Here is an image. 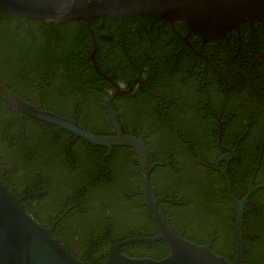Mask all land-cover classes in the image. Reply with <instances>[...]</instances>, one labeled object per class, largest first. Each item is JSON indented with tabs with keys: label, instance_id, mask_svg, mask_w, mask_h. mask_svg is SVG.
Returning <instances> with one entry per match:
<instances>
[{
	"label": "trees",
	"instance_id": "trees-1",
	"mask_svg": "<svg viewBox=\"0 0 264 264\" xmlns=\"http://www.w3.org/2000/svg\"><path fill=\"white\" fill-rule=\"evenodd\" d=\"M175 25L208 60L166 20L140 15L97 18L96 59L123 88L138 77L146 82L116 95L112 109L122 131L141 137L150 161L162 163L151 172L162 215L177 233L233 260L236 203L219 167L228 165L239 199L251 183L264 184V22H243L241 38L232 29L207 40L185 21ZM92 49L83 19L0 12V83L93 134L115 135L106 109L115 87L95 70ZM20 114L0 98V162L13 168L0 166V178L17 196L27 195V211L44 226L69 208L53 235L76 258L100 264L117 242L158 233L133 147L116 145L106 156L107 146ZM227 147L236 148L229 163L220 160ZM243 229L246 264H264V187L250 195ZM122 251L161 259L169 247L164 240L134 242Z\"/></svg>",
	"mask_w": 264,
	"mask_h": 264
},
{
	"label": "water",
	"instance_id": "water-1",
	"mask_svg": "<svg viewBox=\"0 0 264 264\" xmlns=\"http://www.w3.org/2000/svg\"><path fill=\"white\" fill-rule=\"evenodd\" d=\"M0 12L28 19L63 21L83 19L90 31L93 49L90 58L95 70L109 80L115 90L110 94L106 109L116 129L115 135L101 136L83 128L77 120L69 119L40 106L31 104L0 83V98L21 115L56 125L93 144L108 147L110 155L116 145L133 147L140 158L142 194L158 233L154 236H136L117 242L108 258L100 264H246L244 258V211L250 195L264 184L249 185L247 193L237 198L232 189L228 167H219L227 181L228 191L236 203V254L233 260L216 253L210 245L199 244L177 233L165 219L158 207V201L151 189V172L161 162H151L141 137L125 134L114 114L112 102L116 95L128 93L136 82L146 85L138 77L128 88L121 87L111 76L98 66L96 52L98 41L93 22L103 16L111 18L126 16H152L166 20L182 41L206 60L208 57L198 51L188 36L183 35L175 21H185L191 30L200 32L204 39L220 38L229 30L240 29L243 22L253 25L254 21L264 22V0H0ZM222 122L218 141L221 143ZM229 153L220 158L229 162L236 155V148L227 147ZM69 209L60 215L62 218ZM54 226L40 224L28 211L24 197L17 196L0 178V264H94L88 260L76 258L53 235ZM166 241L169 253L155 259L149 256H131L122 251V246L134 242Z\"/></svg>",
	"mask_w": 264,
	"mask_h": 264
},
{
	"label": "flooded vegetation",
	"instance_id": "flooded-vegetation-1",
	"mask_svg": "<svg viewBox=\"0 0 264 264\" xmlns=\"http://www.w3.org/2000/svg\"><path fill=\"white\" fill-rule=\"evenodd\" d=\"M250 24V23H249ZM254 24V23H253ZM251 25V24H250ZM251 27H253V25H251ZM226 35V34H225ZM241 31H240V29L239 30H237V37L238 38H241ZM223 37V36H222ZM239 50L241 49V46H239V48H238ZM249 73H252V68L250 69V71H249ZM233 159V158H232ZM231 159V160H232ZM230 160V161H231ZM229 161V162H230ZM229 162H227V163H229ZM0 166H2V167H4L5 169L6 168H8L9 170H12L13 168L11 167V166H7L6 164H5V162L4 161H1L0 162ZM228 166V165H227ZM226 166V167H227ZM4 172H6V171H4ZM20 197H24V199H26V197H27V195L26 194H24V193H22L21 195H19ZM36 202H37V198L36 199H33V204L34 205H36ZM69 209V208H68ZM69 211V210H68ZM52 215L50 214V215H46L45 217L49 220V218L51 217ZM60 217V216H59ZM59 217L56 219V220H52V224L49 226V227H51V226H54V228L56 227V225H57V223H58V220H59ZM61 219V218H60ZM78 241H79V237H75V239H74V241H73V243L74 244H77L78 243ZM69 245H72V244H69ZM74 246V245H73ZM76 252V251H75ZM86 260V259H85Z\"/></svg>",
	"mask_w": 264,
	"mask_h": 264
}]
</instances>
